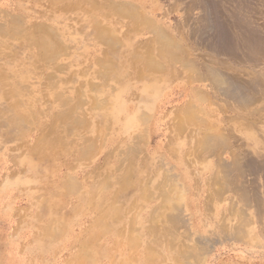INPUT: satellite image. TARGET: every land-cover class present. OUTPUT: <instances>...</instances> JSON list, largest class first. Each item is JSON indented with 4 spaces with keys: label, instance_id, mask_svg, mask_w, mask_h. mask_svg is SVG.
Instances as JSON below:
<instances>
[{
    "label": "rangeland",
    "instance_id": "374dc122",
    "mask_svg": "<svg viewBox=\"0 0 264 264\" xmlns=\"http://www.w3.org/2000/svg\"><path fill=\"white\" fill-rule=\"evenodd\" d=\"M77 1L75 10L68 12L63 10L67 1L57 5L51 0H0V25L5 30L10 27L3 14H9L25 20L23 29L44 23L60 39L61 55L57 61L67 65L68 70L59 75L64 81H60L57 89L72 100L76 112L73 116L84 120V125L77 126L71 134L63 131L61 121L54 120L52 124L62 143L50 135L41 141L42 136H38V129L31 123L28 131L13 133L9 139L7 129L0 127V264H264V143L261 142L264 139V0H210L213 3L209 0H122L139 4L144 14L154 17L186 47L190 59L197 65L196 73L176 63L163 72L146 70L144 64L127 58L129 53L141 50L137 43L143 40L142 33L125 31L129 19L105 8L95 10L89 0ZM98 30L120 40L118 47L99 43ZM36 54L37 49H30L24 37L9 39L0 35V64H6L11 78L31 85L37 96L35 103L52 100L53 91L47 86L40 91V79L36 76L25 81L24 76L12 73L22 67L34 72L32 61L36 60ZM97 61H103L101 67ZM207 65L230 76L235 86H241L240 91L233 89L237 86L231 89L238 97L242 98L243 94L247 98L240 102L227 99L207 88L208 81L194 84L201 90L207 88L204 99L211 104L191 97L196 108L206 107L204 113L211 115L204 121L206 125L209 123V131H231L235 151L242 161V177L235 176L234 185L247 193L248 199L241 200L231 186L223 201L214 202L206 211L200 201L202 186L195 187L197 182L201 183L200 176L208 164V174L214 164L205 156L187 170L183 215L188 222L184 230L164 217L153 220L148 215L160 200L147 198L155 192L152 187L147 188L148 180L154 177L147 167H155L160 157H168V161L180 168L183 161L178 148L183 140L182 128L198 130L196 133L205 130L204 125V128L186 125L182 116H178L186 110L182 105L191 100L186 85L193 84V77H203ZM111 68L108 80L95 78L96 70L103 72ZM102 84L108 86L105 93L91 89V85ZM5 91L0 89V101ZM220 109L226 111L221 113ZM29 110L22 108L18 112L40 121L34 110ZM226 115L235 120L226 121ZM42 122L47 131L50 118H43ZM136 142L142 147L146 144L150 159L139 158L141 167L130 173L134 185L119 191L115 184L119 154ZM112 148V156L107 157ZM168 150H173L171 153L178 160L170 158ZM205 159L211 162L207 164ZM163 170H158L159 175ZM64 183L74 185V193ZM139 183L146 188L142 193ZM192 192L199 195V201L193 205L186 201L187 195H194ZM160 212L175 213L169 203ZM243 213L250 225H242ZM197 217L203 225L193 224ZM153 225L161 230L173 229L169 237L177 246H205L207 250L206 254L202 253L201 262L184 259L177 256L176 250L168 249L165 244L171 239L168 235L161 239V246L155 243V235L148 231ZM234 226L244 234H231ZM222 227L229 229V233H221Z\"/></svg>",
    "mask_w": 264,
    "mask_h": 264
},
{
    "label": "bare ground",
    "instance_id": "6f19581e",
    "mask_svg": "<svg viewBox=\"0 0 264 264\" xmlns=\"http://www.w3.org/2000/svg\"><path fill=\"white\" fill-rule=\"evenodd\" d=\"M51 1H53V3L57 2V5L61 1H67L68 3L64 6L63 10H66L68 12H73L75 10V3L77 4V2H78L77 0L76 1L75 0H51ZM89 1L92 3V5L94 7V8L93 7L92 8L95 10L105 8V9L113 11L114 14L118 17H125L126 19H129V23L127 25L128 28L125 29L126 32L132 33L135 31L138 34L139 33L143 34V40H139L137 43L138 47L141 50H137L135 52L129 53L127 58L133 60L134 62L139 61L140 63L145 65L146 70L148 69L149 71H154V72H163L165 70H169L172 68L170 66V64H173V63L178 64L179 66H181L184 69H192V71H194L195 73L198 71L196 68L197 65L193 62V60L190 59L189 51H187L186 47H184L179 41L175 40L171 36L169 31L162 24L158 23V21H156L154 19V17L152 18V17H149L146 14H144L141 11V6L139 4H137L135 2L131 3V2L122 1V0H89ZM210 2H212V1H210ZM207 3H209V2L207 1ZM212 3H211V6H212ZM204 4H206V3H204ZM195 5H196V3H195ZM205 13L207 14V12H205ZM3 16L6 19L10 29L5 30L3 28L4 26L1 27V25H0V35L7 36L9 39H12V38H15L18 36L19 37L22 36L26 39L27 43L30 46V49H37L36 60L32 61L34 72H30V71H28L27 68L22 67L21 68L22 70L20 68H19L20 70L17 68L15 70V72L12 74L17 75V73H19L20 75L24 76L25 81H29V78L31 79V77L33 78L36 76L37 78L40 79V83L38 86L40 91H42V90L44 91V89L47 86L49 89H51V91H53V97H52V100L51 99H48V100L42 99V101L38 100L35 103V98L37 96H34L33 90L31 89V85L27 84L26 82H24V83L18 82L15 78H11L8 71L5 69L6 64H4V66H2L0 64V89L5 88L7 90V91L3 92L4 96L2 97V101H0V108H2V109H0V127L7 129L6 136H7V139H9V137L13 133L17 134V133H20L23 131H25V132L28 131L30 128H32V126H30V123H31L36 127L35 128L36 130L38 129V136H42L41 141H43L44 138H48L49 137L48 135H50V136H53V138H55V141L62 143L61 137L59 135H56L57 131H55L54 124H52V123H54V120L58 119L56 123H58V121H61L60 123H62L63 131H65V133H68V134H71L72 130L75 131L77 126L78 127L83 126L84 120H82V118H80V117L79 118L81 120H77L76 117L73 116V114L76 112L74 110V107L72 106V100L68 96H66L64 94V92H61L57 89L58 84L62 80V79L60 80L59 75L63 74V73L65 74L68 70L67 65H63L62 63L57 61L59 59V56L61 55V52H59L60 48H61L60 47L61 42H59L60 39L56 35L54 36L53 30L51 28L47 27V25L44 23L35 24L33 27H30L29 29L27 28L28 29L27 30V29L21 28V27L26 28L25 27L26 23H25V20L23 21V18L11 16L9 14H3ZM206 16H208V14ZM208 18H210V17H208ZM202 21H203V19H202ZM210 22H212V21H210ZM96 23H98V21ZM94 24H95V22H94ZM212 27H214V26L212 25ZM98 33L100 35L99 38H97L99 43L104 44V45L109 46V47L114 48V49H115V47H118L120 40L117 41V39L112 38L111 36L110 37L106 36L100 30H98ZM216 35H217V33H216ZM214 38H216V37H214ZM156 61H160V62H156ZM0 62H2V61H0ZM3 62H7V61H3ZM102 63H103V61H97V64L99 65V67H101ZM209 63H211V62H209ZM104 68H105V66H104ZM105 69H107V68H105ZM105 69L103 72H101L102 70H96L94 72V76L96 75L95 78L97 77V79H101L102 81L108 80V76L110 75L112 68L110 70L109 69L105 70ZM205 69H206V74H203V77L202 76H198V77L192 76L193 79L191 81L193 84L190 85L191 83H189L186 85L187 93H188V96L190 99H191V97H194V99L196 97L197 98L199 97L198 98L199 101L205 102L208 105V103H210L211 101H209L208 99H204V95L206 94V92H205L206 90H204V89H207L208 87L211 90H216L217 92H219L220 95H224L227 99L232 98V100H234L235 102L236 101L240 102V101H244L245 99H247L246 97H243L244 96L243 94H242V98H241V96L238 97L237 93L233 89H236V90L239 89V91H240L241 86L236 85L238 87L237 88L235 86L236 83L234 84L232 79H230V76L226 75L224 72L218 70L217 68L209 66V65H207ZM130 75H132V74H130ZM141 79H143L142 74H141L140 80ZM62 81H64V80H62ZM206 81H208L210 84L207 86V88L204 87L205 86L204 85L203 90H201L200 86L197 87L194 84V83H198V84L202 85ZM234 86L236 88L231 89V87H234ZM106 87H108L107 84H102L101 86L91 85V89L93 91H95V92L101 91L102 93H105L104 89H106ZM139 98H140V96H139ZM184 107L186 108V110L185 111L183 110L180 115L178 114L179 115L178 117L182 116L183 123H185L186 125H189V126H196L199 128H204L206 126L205 130L203 129L202 133H196L199 131L198 130L196 132L188 131V130L183 129L182 128L183 126L180 125V127L182 128L181 135L183 137L182 138L183 140H182V143L180 144V146L178 148V150H179L178 153L181 156V159L183 161V164H181L183 167L180 166V168H179L176 165H173L170 161L167 160L168 157L167 158L160 157L158 159L159 163H157V166L155 165V167H153L150 165L149 167H147V170H149V171L151 170V172H153V174H154V177L150 181L148 180V187L147 188L152 187L153 190L155 191L154 193L151 192L150 197L147 196V198H149L150 200H154V199L160 200V203L157 204L153 209H151L150 213L148 214L149 216H151V219L156 220V217L158 219L164 217L165 219L170 221V224H172L174 226H175V224H177V225L179 224L178 225L179 229L184 228V230H186L185 226H187L188 220L186 219L185 215H183V213H184L183 201H184V197H185L184 195L186 193V186L184 183H185V179L187 176L186 175L187 170L192 168L193 163L202 160L205 156L210 158L214 164L210 168V173L207 175L208 177L205 180L202 179L201 183L197 182L195 187L202 186V183H204V184L206 183L207 188H211V185H212V187H215L220 182L219 186L221 185V187L218 186V188H220V189H214L217 202L223 201L224 195L227 193V191L229 190V188L231 186L234 187V189L232 191L240 194L241 200L247 201L246 199H248V198L246 196L247 193H244L243 190L239 186H238L239 188H237L234 185V177L235 176L242 177V175L240 174V171L242 168V161H241L240 155L235 151V147H234L235 143L233 142V136L231 134V131L229 132V130H224V132H222V133L209 131L208 127L210 125H209V123L206 125L204 121H206L205 119L211 115L204 113V111H205L204 108H206V107L196 108L197 106L194 105V103L192 102V99L190 101H187V103L183 104L182 108H184ZM22 108L25 109L27 112L30 111L29 109H31L32 111L34 110L35 114L41 118L40 121L36 120L35 118H34V120L31 118L33 120V122H32V120L28 117L29 115L25 116V115L20 114L18 112V110H20ZM50 108H51V110H50ZM220 111H221V113L222 112L224 113V111H226V110L223 111V109H220ZM213 116L215 118L216 115H213ZM46 117H49L50 122H51V125H48L47 131L45 130L47 128V126L42 122L43 118H46ZM146 118H148L147 115H146ZM225 119H226V121H231L233 119V117L226 115ZM233 120H235V118ZM207 121H209V120H207ZM249 121H251V120H249ZM243 124L248 125L247 122H244ZM203 125H204V127H203ZM259 125H261V124H259ZM185 134H186V136H185ZM88 140H90V139H88ZM169 142L171 143L172 139ZM261 142L264 143V139H262ZM69 143H70V141H69ZM145 146H146V144H145ZM145 146L142 147L141 144L136 142V143L129 145V147L125 151H123L121 154H119V158L117 161L118 164H117L116 170H115L116 172L119 171V175H117V177L115 179V184L117 185L119 191L125 190L128 186H131V184H132V186L134 185L135 181H133V178L130 175V173H131V170H133V169H134V171L139 170L138 167H141L140 162H137L139 160V158L143 156L145 159H147V158L150 159L148 153L145 151ZM32 150H34L36 152L35 148H33ZM113 150H114L113 148L110 149V151H108L106 156L107 157L112 156ZM236 150L238 151L239 148L237 147ZM171 152H174V151L168 150V152H167L169 154L170 158H172L173 160L174 159L178 160V158L175 157L174 154ZM33 154H35V153H33ZM189 158H191V159L188 160ZM125 164H128L130 166V168H126ZM155 169L157 170L156 172H154ZM159 169H161V170L164 169L163 170L164 172L160 175L158 173ZM141 170H142V168H141ZM221 179H222V181H224V184H222V182L220 181ZM242 182H244V181H242ZM65 185L68 186L69 190L72 193H74L73 192V191H75L74 185H72L71 183L69 185L68 184H65ZM137 186H138L140 193H142V190L144 189V185L139 183V185H137ZM144 190H146V188ZM145 194H146V192H145ZM174 195H176L177 197L175 196L176 198H174L173 197ZM210 197L211 196H209L208 201L205 202L206 211H209L208 206H210L214 201V200L210 201ZM104 203H105V201H104ZM104 203L102 202L103 205H104ZM166 203L172 204L175 213L168 215V214H163L160 212ZM231 206H234V205H231ZM138 210H139V208H138ZM210 211L212 212V210H210ZM136 214H137V212H136ZM243 214H244L245 218L243 220L242 225L249 224L248 220L245 216V213H243ZM136 222H137V220H136ZM136 222L134 225H136ZM225 222H226V220H225ZM249 222H251V221H249ZM175 230H176V232L180 231L178 229H175ZM148 231L150 233H153L152 235H155L154 236L155 237L154 238L155 243H158L159 246H161L160 242H161V239L163 238V236L168 235V237H169V235H171V233H174L173 229L170 230V229L166 228V229L161 230L160 228L158 229L156 225L151 226ZM187 231H188V229H187ZM120 232H122V231H120ZM189 232H187V233H189ZM226 232L229 233V229H227L226 227H224V228L222 227L221 233L226 234ZM181 233H183V232H181ZM190 234H189V236H190ZM231 234H233L235 236H240V235L244 234V232H243V230H241V228H235V226H234ZM227 235H229V234H227ZM183 237H186L187 239H189L191 236L188 237V235H183ZM169 238H171V237H169ZM228 238H229V236H228ZM190 240L191 239H189V241ZM171 241H172V238L165 241L166 247L168 249H172V250L174 249V251L176 250L175 253L177 254V256L179 255V256L183 257L184 259H193V261H195V260L199 261L200 260L199 263L201 262V259H202V253H204L205 250H207L204 248L205 246L203 244L202 245L204 247H201V248H197L198 244L194 245V247H189L187 244H186L187 245L186 247H185V245H184V247H182L183 245L177 246L174 241H172V242ZM194 242H195V240H194ZM208 243H210V242H208ZM143 246L146 247L147 245L144 244ZM175 247H176V249H175ZM208 247H209V245H208ZM210 247H212V246H210ZM146 249L149 251L151 250L150 247L149 248L147 247ZM153 252H155V251H153ZM153 252H151V253H153ZM209 252H210V250H209ZM204 254H206V253H204ZM146 256L147 255H145V260L148 262L149 259H148V256L147 257ZM161 256H163V255H161ZM151 261H152V259H151ZM164 261H166V258H164ZM188 264H191V263L189 262Z\"/></svg>",
    "mask_w": 264,
    "mask_h": 264
},
{
    "label": "crops",
    "instance_id": "0c3cea01",
    "mask_svg": "<svg viewBox=\"0 0 264 264\" xmlns=\"http://www.w3.org/2000/svg\"><path fill=\"white\" fill-rule=\"evenodd\" d=\"M205 162H207V164H208V162L210 163L211 161L209 160V159H205ZM181 167H183L182 165H181ZM208 168L207 169H205V171H203L202 173V175L200 176V175H198V177L200 176V177H202L204 180L208 177L207 175H208V169H209V164H208V166H207ZM182 169V168H181ZM187 177V176H186ZM189 178H192V177H189ZM203 180V181H204ZM186 185H188V186H190V183H188V182H186ZM191 185H192V183H191ZM215 188H218V185H216L215 187H212V185H211V188H207V186H206V183L204 184V183H202V188H201V192L203 193V197L200 199V201H203V203H204V205H205V202H207L208 201V197L209 196H211L210 197V201H213V203L214 202H217V199L214 197L215 195H214V189ZM193 193V192H192ZM194 194V193H193ZM211 194V195H210ZM195 195V194H194ZM194 195L192 196V197H188V195H187V197H186V201H187V203H189V204H191V205H193V204H196L195 202H197V201H199V195H195V196H197V197H194ZM201 197V196H200ZM214 198V199H213ZM207 199V200H206ZM213 203H212V206H213ZM218 203V202H217ZM212 206H211V208H212ZM214 211H215V209H214ZM205 215V214H204ZM212 217H215V216H213V214H212ZM214 218H212V220H213ZM194 225H196V226H200V225H203L204 223L197 217V221L196 222H194L193 223ZM214 224V223H213Z\"/></svg>",
    "mask_w": 264,
    "mask_h": 264
}]
</instances>
